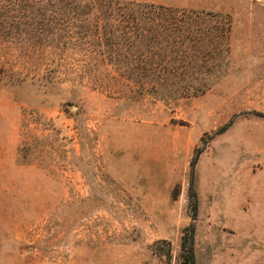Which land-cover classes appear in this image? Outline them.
<instances>
[{
  "label": "rangeland",
  "instance_id": "374dc122",
  "mask_svg": "<svg viewBox=\"0 0 264 264\" xmlns=\"http://www.w3.org/2000/svg\"><path fill=\"white\" fill-rule=\"evenodd\" d=\"M11 1L0 0V264H183L193 226L196 264H264V0H135L231 20L221 77L168 100L78 76L107 81L116 66L30 35Z\"/></svg>",
  "mask_w": 264,
  "mask_h": 264
},
{
  "label": "trees",
  "instance_id": "16d2710c",
  "mask_svg": "<svg viewBox=\"0 0 264 264\" xmlns=\"http://www.w3.org/2000/svg\"><path fill=\"white\" fill-rule=\"evenodd\" d=\"M10 5L24 8L30 35L53 36L64 49L88 45L97 53L95 64L115 65L107 81L96 71L79 73L97 86H126L162 100L197 96L221 77L230 55L232 24L221 13L135 0H12ZM11 17H17L14 11ZM181 252L183 264H196L194 226L183 232Z\"/></svg>",
  "mask_w": 264,
  "mask_h": 264
},
{
  "label": "crops",
  "instance_id": "0c3cea01",
  "mask_svg": "<svg viewBox=\"0 0 264 264\" xmlns=\"http://www.w3.org/2000/svg\"><path fill=\"white\" fill-rule=\"evenodd\" d=\"M253 204V203H252ZM251 212H250V208L247 210V214L249 215ZM253 232V231H252Z\"/></svg>",
  "mask_w": 264,
  "mask_h": 264
}]
</instances>
